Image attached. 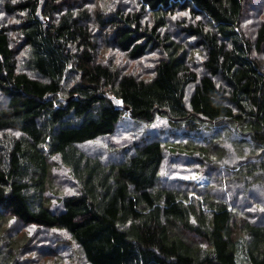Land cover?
<instances>
[{
	"label": "trees",
	"instance_id": "16d2710c",
	"mask_svg": "<svg viewBox=\"0 0 264 264\" xmlns=\"http://www.w3.org/2000/svg\"><path fill=\"white\" fill-rule=\"evenodd\" d=\"M238 254L264 264V0H0V264Z\"/></svg>",
	"mask_w": 264,
	"mask_h": 264
},
{
	"label": "rangeland",
	"instance_id": "374dc122",
	"mask_svg": "<svg viewBox=\"0 0 264 264\" xmlns=\"http://www.w3.org/2000/svg\"><path fill=\"white\" fill-rule=\"evenodd\" d=\"M185 158L184 156L176 157L172 159V161L169 162V164H172L171 166H185ZM167 166V165H165ZM192 173H184L180 175L178 178H184V179H194L198 181L200 184H202V177L199 176H194ZM175 177V175H174ZM46 210L50 211L53 214L59 213L61 211V197H54V198H49L47 205H46ZM238 264H245L243 257L238 254Z\"/></svg>",
	"mask_w": 264,
	"mask_h": 264
}]
</instances>
